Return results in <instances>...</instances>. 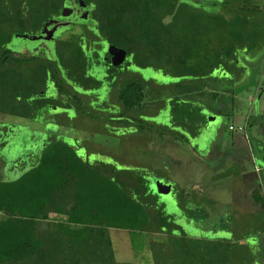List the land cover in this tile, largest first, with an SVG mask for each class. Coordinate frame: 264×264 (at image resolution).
<instances>
[{"label":"trees","instance_id":"16d2710c","mask_svg":"<svg viewBox=\"0 0 264 264\" xmlns=\"http://www.w3.org/2000/svg\"><path fill=\"white\" fill-rule=\"evenodd\" d=\"M74 1L86 7L87 16L73 18L50 35L44 31L49 20L69 17L73 11L66 16L62 9ZM83 1L0 0V149H12L8 132L16 127L4 117L59 124L54 119L59 114L71 124L78 116L96 120L114 136L136 129L153 133L162 148L166 139L188 142V136L200 133L189 102L201 103L194 109L215 115L227 107L233 111L246 94L239 90L240 82L251 71L254 96L258 99L264 90V67L259 70L264 0H242L238 6L233 0ZM75 23L81 27L76 38L59 37L60 29ZM113 48L124 53L122 61L111 58ZM104 49L107 60L101 55ZM131 65L155 67L179 79L167 104L162 86L122 75ZM169 105L176 116L185 107L181 131L173 122L154 119ZM252 116V123L260 118ZM203 117L206 124L210 119ZM244 127L238 130L247 136ZM82 147L48 139L38 153H28L8 168L14 179L0 175V264H136L116 259L111 229L161 235L159 241L151 240V258L141 264H261L260 248L251 254L248 241L216 237L217 230L212 238L198 239L180 231L178 217L166 213L150 190L148 162L99 160L91 157L97 151L84 153ZM253 195L256 207L246 205L248 221L242 217L243 224L232 223L240 211L225 223L212 224L259 246L264 232L259 179ZM183 216L204 222L210 215L201 207Z\"/></svg>","mask_w":264,"mask_h":264},{"label":"rangeland","instance_id":"374dc122","mask_svg":"<svg viewBox=\"0 0 264 264\" xmlns=\"http://www.w3.org/2000/svg\"><path fill=\"white\" fill-rule=\"evenodd\" d=\"M239 1L243 3L242 0H233V4L235 3V6H238ZM216 8L217 11H221L222 7L217 5ZM80 32L81 27L75 23L70 28L60 29L58 34L61 33L60 38L74 39ZM22 41L19 40V42ZM19 42L14 40L15 44ZM32 44L35 45L37 42ZM111 52L113 53V55L111 53V58L115 61H122L125 57L120 49L116 48ZM101 55L105 60L109 58V52L106 49L102 51ZM260 65L259 70L262 67ZM103 67V71H105L106 66ZM127 70L122 74L123 76L143 78L152 81L153 84L162 86L166 90L163 92L165 95H163L164 103L167 104L169 101L167 95L173 97V93H175L173 83L177 82L178 78L151 66L140 68L131 65ZM255 78V74L251 71L241 80L239 90L241 93L246 94H244V97L239 96L240 98L235 103V111L227 107L224 114L215 115L209 113L206 109L204 111L201 109L195 110L194 106L202 105L198 102H191V104L189 102L190 105L188 104V106L187 104L181 105L187 106L193 116L196 115L198 121L195 123L200 125V133L195 137L188 136V142L175 143L166 139V144H163L162 148L159 146L161 142H158L152 136L153 133L147 135V132L136 129L124 135L119 133V136H114L109 128L102 129V124L98 121L79 116L75 121L76 124L61 121L63 116L61 114L54 117L55 122L59 121V124H47L44 117L42 120H32L6 116L3 119L15 122L16 127L9 129L8 132L12 149L9 147L0 149V175L5 179H14L16 176L9 175L7 171L15 164L14 161L21 159V157L23 160L26 159L28 153H36L41 149L43 143L51 138L61 139L68 144H82L83 147L80 151L84 153L91 149L97 151L91 157L99 160L106 159L110 161V157H113L125 165L148 162L151 166L149 171L151 175L150 190L157 196L158 204L164 207L166 213L178 217L177 223L182 229L180 231L191 239H198L212 238L214 235L212 230H217L216 237L232 239L239 242L237 244L248 241L253 245H251V254H256L260 248V262L264 264V232L261 233L258 246L256 240L234 236L224 230L217 229L215 226L221 222H226L230 215L240 211L242 215L237 220L234 218L232 223L238 221L243 224L242 217L244 219V216H247V212L250 211L245 205L244 199L239 198L240 196L244 197L243 190L249 187V182L253 184L256 177L250 174L248 160L245 163L241 162L245 160L243 141L239 140L240 149H237V145L232 142V134L235 136L239 132L238 124L244 121L246 115L252 114V118L256 117L258 115L257 106L259 107L262 101L264 103V93L259 103H252L250 100L255 94V90H252L256 81ZM248 89H251V92H248ZM170 104L173 103L170 102ZM181 106L180 113L177 116L171 114L169 105V109L165 113L157 114L154 119L162 124L173 122L176 125L175 129L181 131V125L185 117L182 113L185 107L181 109ZM97 109L106 110L104 108ZM53 112L50 111L51 114ZM173 114L175 113L173 112ZM202 114L206 115V120L210 119L206 124L204 123V117L202 119ZM231 123L237 127L236 130L229 129ZM261 130L263 131L262 128ZM259 133L258 129L257 134ZM242 136L243 138L246 137L245 134ZM167 138L169 139L171 136ZM238 139H241V137ZM112 147H114L113 150H111ZM221 149L223 154H219ZM233 153H235L238 160L230 158ZM244 168L249 174H245L246 176L242 180L237 179L236 176L241 170L245 172ZM218 174H221L222 177H218ZM201 207L210 215L204 219V222H189L183 216V214L189 212V209ZM244 220L248 221L247 218ZM110 232L116 259L121 262L136 264L146 263L150 260L151 240L159 241L161 238L159 234L140 233L133 235L125 229H111Z\"/></svg>","mask_w":264,"mask_h":264},{"label":"crops","instance_id":"0c3cea01","mask_svg":"<svg viewBox=\"0 0 264 264\" xmlns=\"http://www.w3.org/2000/svg\"><path fill=\"white\" fill-rule=\"evenodd\" d=\"M261 65H262V69L264 67V60L262 58L261 60ZM264 93V90L261 92L260 97L257 99V97H255L253 95V97L249 99L255 103H259V100H262V94ZM253 99V100H252ZM257 112L260 115V118L258 119L257 122L252 123L249 122V120L251 118H249V114L245 116V119L243 122H240V124H244L246 126V129H248V137H244L243 138V134L240 132H238L235 136L232 134V138H233V144L237 145V149H240L239 147V140L243 141V149H245V160L241 161L243 163H245L247 160L249 162L248 168L250 170V174L255 176L257 178V180L259 179L260 181V185L262 188V192L264 194V103L263 101L261 102L260 106H257ZM232 124V123H231ZM238 124V125H240ZM261 128L263 129V131L261 130ZM259 129L260 133L257 134V130ZM239 137H241V139H238ZM219 154H223V150L221 149L219 151ZM235 153H233V155L230 157L231 159L234 160H238L237 157H235ZM221 165V164H219ZM247 168V167H246ZM245 169V172L243 170H241L239 172V174L236 176L237 179L242 180L246 175L245 174H249L248 171ZM240 176V178H239ZM249 177H251L249 175ZM257 180L254 181V183H250L249 182V187L245 188L243 190L244 193V197L240 196L239 199H244V203H246L245 205L249 206L248 208H255V198H254V191L255 188L257 187ZM248 184V183H247Z\"/></svg>","mask_w":264,"mask_h":264},{"label":"flooded vegetation","instance_id":"af4514ba","mask_svg":"<svg viewBox=\"0 0 264 264\" xmlns=\"http://www.w3.org/2000/svg\"><path fill=\"white\" fill-rule=\"evenodd\" d=\"M70 7L73 9V12L70 14L69 17H57L53 18L54 22L50 26L44 27V31H46L49 35L53 33V30H57L60 26L64 24H70L72 21H74L73 18H76L78 20V17L85 15V13L88 11L86 7L78 6V3L74 1L71 5L65 6ZM63 10V9H62ZM78 15V16H77Z\"/></svg>","mask_w":264,"mask_h":264},{"label":"water","instance_id":"95a60500","mask_svg":"<svg viewBox=\"0 0 264 264\" xmlns=\"http://www.w3.org/2000/svg\"><path fill=\"white\" fill-rule=\"evenodd\" d=\"M81 4H82V5L85 4L83 0H81ZM72 11H73L72 8H70V7H64L62 13H63V15L68 16ZM84 16H87V12L85 13ZM53 22H54V19L49 20V21L46 23L47 25L45 26V28H46L48 25H50L51 23H53ZM112 51H114V50H112ZM111 53H112V52L110 51V54H111ZM112 55H113V53H112Z\"/></svg>","mask_w":264,"mask_h":264},{"label":"built area","instance_id":"2783aa9c","mask_svg":"<svg viewBox=\"0 0 264 264\" xmlns=\"http://www.w3.org/2000/svg\"><path fill=\"white\" fill-rule=\"evenodd\" d=\"M233 126H231V128H232ZM238 129H240V130H242V129H244V125L242 126V124H240L239 126H238Z\"/></svg>","mask_w":264,"mask_h":264}]
</instances>
